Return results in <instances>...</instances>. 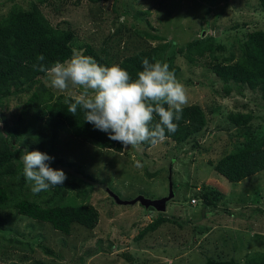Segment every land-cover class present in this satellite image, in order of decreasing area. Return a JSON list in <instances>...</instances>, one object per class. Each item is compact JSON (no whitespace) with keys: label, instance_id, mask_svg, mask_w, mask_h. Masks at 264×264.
I'll return each instance as SVG.
<instances>
[{"label":"rangeland","instance_id":"1","mask_svg":"<svg viewBox=\"0 0 264 264\" xmlns=\"http://www.w3.org/2000/svg\"><path fill=\"white\" fill-rule=\"evenodd\" d=\"M17 8L37 9L53 29L71 33V50L97 55L101 65L130 72L143 70L145 57L167 62L186 86L183 108L202 110L205 125L183 144L168 137L118 153L46 123L50 106L60 98L74 103L80 87L55 89L43 73L0 92L4 139L47 153L51 167L67 174L63 185L34 194L16 150L0 185L12 189L16 201L81 219L57 227L52 218L1 209L0 264H245L254 256L264 264V170L239 183L216 172L224 158L264 136V82L218 75L261 56L249 44L252 34L264 33L261 0H0V21ZM168 164L175 196L163 214L167 222L151 231L148 224L159 213L117 205L104 187L123 201L164 197ZM243 230L251 237L236 233Z\"/></svg>","mask_w":264,"mask_h":264},{"label":"trees","instance_id":"2","mask_svg":"<svg viewBox=\"0 0 264 264\" xmlns=\"http://www.w3.org/2000/svg\"><path fill=\"white\" fill-rule=\"evenodd\" d=\"M261 3L264 9V0H261ZM71 39V33L53 29L47 24L37 9L34 8L30 12H25L17 8L16 11L11 13L10 18L0 21V92L4 90L7 92L9 88L13 87H23L25 84L34 82L40 74H43V72L34 71L32 67V65L36 63V57L40 54L45 55L46 60L44 63L48 66H51L56 60L64 61L69 59L72 55V50L70 48ZM249 44L252 47L251 52L255 50L261 52L260 58H250L245 65H239L231 70L227 68L225 72H220L218 75L225 76L226 74H230L229 78L235 80L239 78V80L244 79L255 82L257 80H262L264 82V33L256 32L252 34ZM93 56H95L97 60H100L97 55ZM149 61L154 62L153 59H149ZM100 63L102 62L100 61ZM139 71L142 70H136L135 68L130 69L129 73L133 80L137 78V73ZM50 96L53 97L52 95ZM59 101L54 102L50 106L46 118L47 124L73 134L93 145L112 149L118 153L123 151L124 146L122 143L110 140L107 133L95 129L92 124L85 121L84 111L82 109L78 108L76 116H73L67 111L69 103L65 104L61 101L60 103ZM165 107L167 108V105H165ZM182 116L183 118L179 121L178 131L174 134L166 131L167 137L181 144L191 135L200 131L205 125L204 114L198 107L183 108ZM158 120L159 117L156 116L153 123L158 122ZM7 131V125L3 120H0V174L4 166L10 161L13 151L20 150L22 154L25 149L23 146L14 147L11 142L6 141L4 139V133ZM141 146L143 148L152 147L148 142L142 143ZM60 167H64L66 171H68L66 166ZM263 170L264 136H261L258 140L251 143L246 149L227 156L216 165V172L230 183H239ZM156 174L157 173L152 174L148 172V175L151 176ZM77 175L83 182H92L89 176L81 172H78ZM11 194H14L12 189L7 188L5 185H0V210L12 209L16 210L21 216H35L36 218L46 219L52 218L51 220L54 221L53 224L57 227L58 223L62 226L69 225L73 222H81V219L78 217L59 213L58 210L47 213L35 203L25 199L16 201L12 198ZM163 214L164 213L158 214L157 217L148 224V228L151 231H154L157 227L167 222ZM236 233L244 235V237H251L249 231L243 230L237 231ZM140 234L141 232L137 234L135 237L136 240ZM204 264L243 263L234 260L211 259ZM245 264L260 263L254 256Z\"/></svg>","mask_w":264,"mask_h":264},{"label":"clouds","instance_id":"3","mask_svg":"<svg viewBox=\"0 0 264 264\" xmlns=\"http://www.w3.org/2000/svg\"><path fill=\"white\" fill-rule=\"evenodd\" d=\"M72 52L70 59L56 60L51 66L44 63L46 57L40 54L32 67L34 71L47 73L55 89L63 91L69 85L82 89L73 98L74 103L65 101L73 116L78 108L82 109L87 123L107 133L110 140L122 143L125 149L144 142L155 146L168 138L166 131L173 134L178 131L187 90L167 62L155 57L150 62L145 57L143 70L133 80L119 64L104 66L76 49ZM156 116L159 120L153 123ZM20 159L24 177L32 184L34 194L61 186L67 180L64 170L51 167L54 158L47 153L24 149Z\"/></svg>","mask_w":264,"mask_h":264},{"label":"water","instance_id":"4","mask_svg":"<svg viewBox=\"0 0 264 264\" xmlns=\"http://www.w3.org/2000/svg\"><path fill=\"white\" fill-rule=\"evenodd\" d=\"M172 165V164H171ZM171 165L168 164L167 168L169 169L168 171V194L164 197L155 199V200H150L148 198H145L144 196H137L136 198L132 199V200H128V201H123L119 198L118 195H116L113 191H111L110 189L104 187V190L106 191V193L109 195V197H111L114 201V203H116L117 205L120 206H130V205H136V204H140L144 209H149V208H153L157 213H164L166 211V204L174 199V191H173V187H172V168Z\"/></svg>","mask_w":264,"mask_h":264},{"label":"built area","instance_id":"5","mask_svg":"<svg viewBox=\"0 0 264 264\" xmlns=\"http://www.w3.org/2000/svg\"><path fill=\"white\" fill-rule=\"evenodd\" d=\"M190 202H191L192 204H195V203H196V200H195V199H192Z\"/></svg>","mask_w":264,"mask_h":264}]
</instances>
